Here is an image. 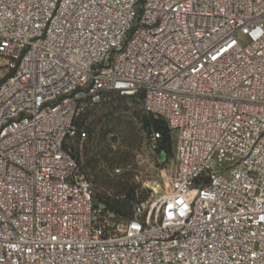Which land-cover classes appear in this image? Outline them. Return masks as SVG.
<instances>
[{"label": "built area", "instance_id": "2783aa9c", "mask_svg": "<svg viewBox=\"0 0 264 264\" xmlns=\"http://www.w3.org/2000/svg\"><path fill=\"white\" fill-rule=\"evenodd\" d=\"M107 94L176 133L126 218L69 149ZM0 264H264V0H0Z\"/></svg>", "mask_w": 264, "mask_h": 264}, {"label": "rangeland", "instance_id": "374dc122", "mask_svg": "<svg viewBox=\"0 0 264 264\" xmlns=\"http://www.w3.org/2000/svg\"><path fill=\"white\" fill-rule=\"evenodd\" d=\"M138 99L107 94L83 109L77 125L85 128L88 137L75 139L70 146L97 200L111 208L118 204L124 213L147 197L142 182L167 184L175 168L176 133H171L170 150L163 156L148 140L153 130L150 120L157 118L146 114Z\"/></svg>", "mask_w": 264, "mask_h": 264}, {"label": "trees", "instance_id": "16d2710c", "mask_svg": "<svg viewBox=\"0 0 264 264\" xmlns=\"http://www.w3.org/2000/svg\"><path fill=\"white\" fill-rule=\"evenodd\" d=\"M119 96V95H118ZM125 97V96H124ZM127 98H130V97H127ZM137 98H139V97H137ZM139 101H141V99L139 98L138 99ZM146 113V112H145ZM146 114H148V113H146ZM151 115V114H150ZM153 116V115H152ZM154 117H156V116H154ZM157 119H151L150 120V123H151V128L156 132V133H158L159 135H160V139H159V142H158V145H157V148H158V150L160 151V153L163 155V156H167V151H169L170 150V143L172 142V137H171V134H170V131L168 130V128H167V125H166V123L164 122V120H162L161 118H159V117H156ZM82 125V124H81ZM80 125V126H81ZM76 126H77V128L78 129H84L85 130V128L83 127V126H81V127H78V125H77V120H76ZM75 140V139H74ZM78 140V139H77ZM173 143V142H172ZM71 146V145H70ZM70 146H69V149H70ZM173 147H174V143H173ZM70 151H71V149H70ZM71 154H72V156L77 160V162L79 163V161H78V157L76 156V154L75 153H73L72 151H71ZM83 171V170H82ZM84 172V171H83ZM95 200H96V202L97 203H99V204H102V205H104L106 208H108V209H111L112 211H114L115 213H117L118 215H120V216H122V217H124V218H126V217H128L130 214H131V211L129 212V213H124V212H121L120 211V208H119V205L118 204H115V206L114 207H109L108 206V203L106 202V201H99V200H97V198H96V195H95Z\"/></svg>", "mask_w": 264, "mask_h": 264}]
</instances>
